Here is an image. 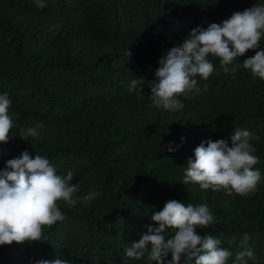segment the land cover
Masks as SVG:
<instances>
[{"label":"trees","instance_id":"obj_1","mask_svg":"<svg viewBox=\"0 0 264 264\" xmlns=\"http://www.w3.org/2000/svg\"><path fill=\"white\" fill-rule=\"evenodd\" d=\"M0 0V94L11 100L13 127L0 144V171L24 151L48 158L56 173H73L79 185L74 206H57L63 221L44 227L42 240L0 246V264H36L67 259L71 264H148L146 256L129 258L125 249L138 242L150 216L169 200L207 204L216 223L196 228L212 235L233 253L244 233L254 256L264 264V80L244 69V60L264 51L248 50L224 73L209 55L214 72L198 80L178 99L182 110L150 107L148 81L159 60L180 46L190 32L222 23L234 12L264 0ZM131 56L127 57L126 52ZM145 78L137 94L131 81ZM43 125L37 128V125ZM37 128V137H20ZM249 130L261 180L254 193L227 195L182 183L187 160L209 139H226L234 128ZM171 142L174 151L166 149ZM97 196L90 203L80 197ZM172 235V230H166ZM171 254L167 257L171 260ZM155 264V262H152ZM181 264H195L182 258Z\"/></svg>","mask_w":264,"mask_h":264},{"label":"clouds","instance_id":"obj_2","mask_svg":"<svg viewBox=\"0 0 264 264\" xmlns=\"http://www.w3.org/2000/svg\"><path fill=\"white\" fill-rule=\"evenodd\" d=\"M38 8L46 5L43 0H36ZM264 38V4L256 3L244 11L234 12L222 23H209L208 27L194 28L180 46L167 50L159 60L155 70V79L148 81L151 89L150 107L176 112L184 108L178 99L193 90L199 91L198 80L208 78L214 72V65L209 55L219 58L224 73H236L239 64L234 63L248 50L259 49ZM127 57L131 52L125 53ZM244 69L250 70L253 78L264 80V51L242 63ZM145 78L131 81V89L137 94L144 90ZM11 100L7 93L0 94V144L7 143L13 122L8 114ZM43 125H37L42 128ZM37 128L22 129L20 137L39 135ZM258 139L247 129L234 128L228 140L211 139L202 142L194 149V157L187 160L182 183L198 184L202 190H224L227 195L233 193L248 196L256 191L261 180L260 171L253 166L259 158L253 153L256 149L250 141ZM174 151L171 142L166 149ZM73 173L66 177L56 173L48 158L36 155L33 159L27 151L20 157L10 159L0 171V246L13 242L23 243L42 240L44 227H51L65 216L57 206L63 200L69 206L76 204L73 199L79 191L78 184H72ZM100 194L88 193L80 199L90 203ZM151 221L159 227L147 225V232L138 242H132L125 249L129 258L139 260L146 256L148 264H181L182 258L192 260L195 264H227L233 253L222 247L221 239L212 235L201 236L196 228H207L216 220L207 204H185L169 200L162 210L150 216ZM171 229L169 237L166 230ZM248 233H244L241 247L235 253L233 264H247L254 252L249 248ZM171 254V260L167 257ZM36 264H71L67 259H41Z\"/></svg>","mask_w":264,"mask_h":264}]
</instances>
